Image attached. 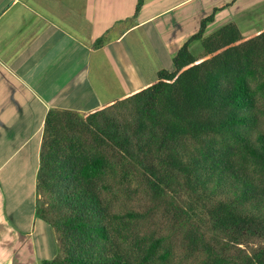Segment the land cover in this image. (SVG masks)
<instances>
[{"label": "trees", "instance_id": "1", "mask_svg": "<svg viewBox=\"0 0 264 264\" xmlns=\"http://www.w3.org/2000/svg\"><path fill=\"white\" fill-rule=\"evenodd\" d=\"M208 19L153 83L47 112L36 215L57 254L40 264H264V28Z\"/></svg>", "mask_w": 264, "mask_h": 264}, {"label": "crops", "instance_id": "2", "mask_svg": "<svg viewBox=\"0 0 264 264\" xmlns=\"http://www.w3.org/2000/svg\"><path fill=\"white\" fill-rule=\"evenodd\" d=\"M262 2L143 0L136 10L137 0H0V264L57 254L36 215L47 112L86 113L153 83L205 18L204 34L217 13L241 31L264 17Z\"/></svg>", "mask_w": 264, "mask_h": 264}, {"label": "rangeland", "instance_id": "3", "mask_svg": "<svg viewBox=\"0 0 264 264\" xmlns=\"http://www.w3.org/2000/svg\"><path fill=\"white\" fill-rule=\"evenodd\" d=\"M263 5H264V2H262V3H259L258 4V7H263ZM244 19H241L240 18V24H244V23H242V21H243ZM262 20V21H261ZM214 21L216 22L215 24V29L216 28H219L221 25H223L225 22H226V16L224 15V18H223V15H222V13H217L216 15H215V17H214ZM225 21V22H224ZM261 21V22H260ZM264 23V17L263 16H259V17H257V16H255L254 18H252V20H251V23H249V24H245L244 25V28L243 27H241V33L243 34V35H248V34H250V33H252L251 31H255V30H257V29H260L261 27H262V24ZM240 26V25H239ZM247 27V28H246ZM246 29H248V30H246ZM201 50H202V48H201V44H200V42L199 43H196L195 45H193V46H191V48H190V51L193 53V54H198L199 52H201ZM150 56V55H149ZM152 61H153V59H152ZM147 66V70H152L151 69V67H150V65H146ZM137 207H140V206H137Z\"/></svg>", "mask_w": 264, "mask_h": 264}]
</instances>
